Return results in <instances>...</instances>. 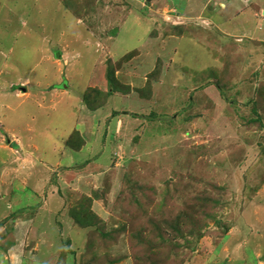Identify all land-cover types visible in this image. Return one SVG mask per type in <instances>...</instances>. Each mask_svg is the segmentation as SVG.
Segmentation results:
<instances>
[{
    "label": "rangeland",
    "instance_id": "374dc122",
    "mask_svg": "<svg viewBox=\"0 0 264 264\" xmlns=\"http://www.w3.org/2000/svg\"><path fill=\"white\" fill-rule=\"evenodd\" d=\"M42 1L0 0V156L10 155L1 156L2 187L30 181L51 198L47 219L37 217L21 236L25 257L31 264L264 263V0H48L45 11ZM69 84L73 117L58 105ZM100 87L109 100L96 94ZM96 98L107 105L97 109ZM73 127L89 142L64 158L70 151L61 137ZM28 136L40 148L30 146L33 155L22 153ZM40 158L48 161L45 187L47 178L25 177L43 168ZM59 159L74 171L60 173ZM19 187L13 205L22 215L27 200L39 202L32 187ZM92 187L99 218L85 201L94 223L84 225L86 214L66 203ZM16 238L0 235V244Z\"/></svg>",
    "mask_w": 264,
    "mask_h": 264
},
{
    "label": "crops",
    "instance_id": "0c3cea01",
    "mask_svg": "<svg viewBox=\"0 0 264 264\" xmlns=\"http://www.w3.org/2000/svg\"><path fill=\"white\" fill-rule=\"evenodd\" d=\"M257 2V1H256ZM46 7H48V0H43L42 1V8H44L43 10L45 11V9H46ZM261 11H263V10H260V12ZM262 13V12H261ZM89 15H91V14H89ZM89 15L87 16L88 17V19H89ZM256 15H257V12L255 13V17H256ZM87 17H85V19L87 18ZM79 19H80V17H79ZM81 20H82V18H81ZM78 23V22H77ZM79 24V23H78ZM80 26H82L83 25V28H84V30H86L87 32H89L90 34H89V36L91 37V34H92V32H91V28H89V26H87V23L85 22V20L83 19L82 20V24H79ZM89 29H90V31H89ZM66 35H67V33H66V31H64L62 34H61V37H60V41H62V38H65L66 37ZM80 40L81 41V43H82V46H84V44H85V46H87V47H90V46H92V43L90 42V38L89 37H87V39H85L84 37H80V38H75V40ZM77 40V41H78ZM65 44H69L70 43V41H66V42H64ZM67 47V46H66ZM58 52H59V58H57L58 60L61 58V47L59 48V50H58ZM48 53L51 55V50L48 48ZM54 61H56L55 59L53 60V62ZM55 63V62H54ZM56 65H57V63H55ZM59 68H60V66L59 65H57ZM68 76V75H67ZM69 77V76H68ZM66 78V80H67V82H69L70 80H69V78ZM70 87H71V85L69 84L66 88H65V90H63V94H62V91L59 93V90H55L54 92H56V93H59V99H60V102L58 103V105H64V106H66V110H65V112L67 113V117L68 116H70V117H73L74 115H75V113L72 111L73 110V105H72V103H73V101H72V97H71V95H69V89H70ZM102 88L103 87H100V90H99V88H98V90L99 91H101L102 93L104 92V90H102ZM44 94H45V92H43ZM66 93V94H65ZM116 93H118V92H116ZM97 94V93H96ZM64 96V97H63ZM68 96V97H67ZM44 98L45 97H47V94L46 95H44L43 96ZM49 99H51V101H49V102H52L53 100H52V94H50L49 95ZM56 99H58V98H56ZM59 99H58V101H59ZM108 100H109V98H108ZM108 100H107V102L105 103L106 105H107V103H108ZM48 101V99H44L43 100V102L42 103H45V102H47ZM38 103H40V102H38ZM37 103V104H38ZM41 104V103H40ZM105 104H102V105H100V104H97L96 105V107H97V109H101V107L102 106H104ZM57 105V106H58ZM38 106H41V105H38ZM5 108H7V107H5ZM83 108H84V106H83ZM85 111H87V110H85ZM90 113L92 114V118H94V119H97V114L99 113H95V112H92V111H90ZM133 114V113H132ZM135 115H138V114H135ZM49 116H51V115H49ZM138 116H140L141 117V115H138ZM79 115H78V117H77V122H79ZM120 119V118H119ZM26 120V119H25ZM21 123H24V121L23 120H20V121H18L17 122V125L18 124H21ZM30 123V122H29ZM93 123H94V121H93ZM83 124V126H85L86 127V123H82ZM16 125V126H17ZM21 128V127H20ZM5 129H6V127H5ZM10 130H11V128H9ZM17 129V128H16ZM22 129V128H21ZM24 129L25 130H27V135L29 134V133H32L33 132V129L30 127V126H25L24 127ZM94 130H95V128H93ZM18 130V129H17ZM13 131H15L14 130V128H13V130H12V132ZM78 132V133H77ZM43 133H45V134H48V132H43ZM94 131L92 130V132H91V137H92V135H94ZM117 133H118V131H117ZM76 134H77V140L76 141H79L80 142V140L82 141L83 139H84V135H83V133L81 132V130L79 129V128H72L71 130H70V132H69V134H67V135H65V136H62L61 138H62V142H61V145H62V147L64 148V150H68V151H70V152H65L66 154H64V158H69V157H71L72 156V154H71V152H79V151H81V150H83V148L85 147H87V145H88V142L89 141H85L86 139H84L83 141H85V144H83L81 147H80V149L79 150H76V149H74V148H76V147H79L78 145L81 143H74V144H71L70 143V139H71V137L72 136H76ZM79 134V135H78ZM26 135V136H27ZM70 137V138H69ZM63 138H65V139H63ZM69 138V139H68ZM80 138V139H79ZM67 139L69 140V141H67ZM24 140V147H22V153H24V152H26V154H28V153H32V155L34 154L33 152H31L30 151V148L31 147H34V148H37L38 150H40V148H39V145H37L36 143H34L33 141H34V139L32 138V137H30V136H28V138H27V141L29 142L28 144L25 142V138L23 139ZM82 144V143H81ZM31 146V147H30ZM58 149H56V148H53V151L54 152H56ZM1 156H3L5 159H10L8 156H10V155H8L7 153H2L1 154ZM1 156H0V161L2 160L1 159ZM14 158V156H12L11 155V159H13ZM31 158V157H30ZM31 159H28V161H30ZM2 161H4V160H2ZM12 162V161H11ZM40 162H42L43 163V168H41V169H36L35 168V173L34 174H30V175H26L25 177H27V178H29L30 180H31V175H35L36 176V178L37 179H41V180H43V178H47V180L45 181V183H42L40 186H39V184H38V186L39 187H45L46 186V184L48 183V175L46 174V171L48 172V161L47 160H45V161H43V159L42 158H40ZM90 164H91V161H89V162H87L86 164H83V165H87L86 167H89L90 166ZM54 166H55V168H57L58 170H60L61 172L60 173H62V172H66V173H68V171L69 170H73V168H72V166H68L67 164H64V162H62V160L61 159H59L56 163H54L53 164ZM83 165H81V166H83ZM64 168V169H63ZM80 168V166L77 168V169H79ZM81 170V169H80ZM74 171V170H73ZM82 171V170H81ZM80 171V172H81ZM4 172V171H3ZM17 172H19V170H17ZM27 172V171H26ZM89 172H95V171H89ZM20 176H22V177H24V173H18ZM46 174V175H45ZM47 176V177H46ZM97 176H99V175H97ZM94 177H95V175H94ZM28 180V179H27ZM15 181V180H14ZM4 182H6V180H4L3 179V177H1L0 178V205L4 202V201H8V202H10V204L8 205V210L11 212H7L6 214H4V213H2V212H0V220H1V222H0V235H11V236H13V237H17L16 238V242H12L11 241V243H9V245H7V244H5V245H3V244H0V264H23V259L24 258H27V257H25V255H24V253L25 252H23V250L20 248V247H22V245H23V241H22V238H21V236L22 235H24L25 234V229L26 228H28V229H30V226H31V224L34 222L33 220L34 219H36L37 217H41V216H43V218L44 219H47L46 217H48V200L49 199H51V198H49L48 199V197H46V198H43L44 196H43V192L42 191H36L35 189H34V187H36V186H34V185H31L30 184V181L28 182V183H26V184H23V186H25V187H27V188H29V187H32L33 189H34V191L33 190H31L30 192H32V193H34L36 196H38L36 199H38V202H39V206H36V207H31V203H34V204H36L35 203V198L34 199H31V200H27V201H29V203H30V205H29V207H27V209H26V211H25V214H22V215H19L18 214V212H17V210H21V209H23V208H15L14 207V205H13V202H15L16 200H15V195H16V193L14 192V190L12 189V188H15V187H19L20 185H14V186H8L9 188H10V191H7L6 189H8L7 188V186H5L4 187V189H3V185H4ZM63 182V181H62ZM50 183H51V187H58V186H61V183L58 181L56 184H54V180H52V179H50ZM23 186H21V187H23ZM21 187H19V188H21ZM26 188V189H27ZM40 190V189H39ZM64 190H65V188H63V187H61V189H60V191L62 192V194L64 193ZM60 192V193H61ZM65 193H67V194H69L67 191H65ZM94 195H95V187H92V189H91V192H89V193H86V194H83V200L79 197L78 199H75V200H71L70 202H68L69 200H67V205L69 204H71L72 205V210H73V206H77L76 205V203H78V204H80L81 205V201H84L82 204H84L85 203V201H88V202H90L91 203V201H93L91 204L93 205L92 206V208L90 209V211L97 217V218H99L98 217V214H96V213H94V208H95V204H97V202L98 201H96V198H94ZM85 196L87 197V198H85ZM23 197H24V195H23ZM29 198V197H28ZM53 198H55L58 202H59V204H61V202H60V200H58V198H56V197H53ZM64 198V197H63ZM5 199H7V200H5ZM66 199V198H65ZM100 201V200H99ZM79 212H80V209L78 210ZM15 213V214H14ZM89 214V213H88ZM70 216L72 217V214L70 213ZM101 218V217H100ZM73 224H74V222H73ZM76 227H78V226H76ZM78 229H79V227H78ZM73 232H75V233H78V230H76L75 229V227H73V230H72ZM15 240V239H14ZM32 246H30L29 247V249H28V251L31 249V250H33V248H31ZM40 247V246H39ZM25 251V250H24ZM34 251V250H33ZM37 252V251H36ZM32 257H30V256H28V258H27V260L29 261V264H31V263H34L35 262V260H33V259H31ZM32 260V261H31ZM260 264H264V263H262V262H260Z\"/></svg>",
    "mask_w": 264,
    "mask_h": 264
},
{
    "label": "trees",
    "instance_id": "16d2710c",
    "mask_svg": "<svg viewBox=\"0 0 264 264\" xmlns=\"http://www.w3.org/2000/svg\"><path fill=\"white\" fill-rule=\"evenodd\" d=\"M255 7H257V8H259L258 6H255ZM134 53V52H133ZM110 69V68H109ZM115 81H116V77L114 76V72L112 71V70H110V73H109V80H108V85H110V87H111V90L112 91H114L113 90V86H114V84H115ZM111 84H113V86H111ZM117 88H118V86H117ZM96 93L97 94H99V96L102 98V97H104V98H108V93H102L101 91H96ZM96 104L98 103H101L100 102V98H96ZM87 101H88V99H87ZM89 105L93 108L94 107V104H93V99L92 98H90V101H89ZM74 149H80L79 147H76V148H74ZM96 194V193H95ZM80 206V205H79ZM79 206H76L75 208H77L76 210L78 211L79 209H80V212H82L83 214H86V218H88V219H86V220H84V225L85 224H89V225H91L90 223H94V222H91V220H90V215L89 214H87L86 213V211H87V209H90V208H87L84 204H81V207L79 208ZM73 210H75V209H73ZM72 210V211H73ZM89 212H90V210H89ZM88 212V213H89ZM74 216V215H73ZM91 218H93V217H91ZM96 216L93 218V219H95L96 220ZM78 220H80V219H78ZM84 225H82V226H84ZM81 226V227H82Z\"/></svg>",
    "mask_w": 264,
    "mask_h": 264
}]
</instances>
